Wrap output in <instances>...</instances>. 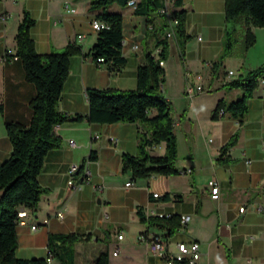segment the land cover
<instances>
[{
	"label": "crops",
	"instance_id": "crops-1",
	"mask_svg": "<svg viewBox=\"0 0 264 264\" xmlns=\"http://www.w3.org/2000/svg\"><path fill=\"white\" fill-rule=\"evenodd\" d=\"M90 1L0 2V17L6 16L0 21V56L6 50L16 52L17 28L25 10L35 21L30 36L37 53L49 54L68 44L81 49V54L69 59L57 104V110L70 117L88 115L89 89L135 90L137 69L145 63L147 48L153 47V41L146 43V17L135 14V7L112 4L95 10ZM178 9L186 11L185 34L189 39L182 50L175 33L168 38L170 52L163 65L161 89L173 107L179 174L134 179L130 171L122 172V155H135L138 134L146 132L141 124L96 123L83 118L55 126L61 147L46 154L38 182L47 191L35 209L29 210L31 223L38 228L16 225L17 258L47 259L49 235L75 234L84 240L59 249L64 255L72 252L74 264H95L103 252L108 254V264H162L160 257L148 251L146 242L138 239L148 231L161 235L172 252L179 242H197L199 264H264V78L248 100L243 123L227 117L212 119L220 100L234 101L243 94L241 89L224 85L264 64V27L252 28L255 42L244 56L232 52L213 70L212 64L223 49L225 0H181ZM103 12L121 17L125 64L114 74L108 64H98L88 55L98 35L92 22L100 20ZM237 23L244 26V18ZM197 75L204 91L188 97L186 87L197 84ZM34 96L35 87L26 80L20 59L0 65V165L12 152L5 124L28 126L29 102ZM154 114L155 110L148 111L149 117ZM236 133V143L221 156V148ZM110 137L117 141L111 142ZM149 153L162 156L165 144L152 146ZM91 154L94 160L89 159ZM225 157L230 162H218ZM72 164L85 165L90 173L88 182L81 183L79 175H71ZM70 179L73 185L68 184ZM211 179L219 185L217 199L207 187ZM129 181L132 184L126 187ZM77 184H81L79 188ZM153 193L160 198H153ZM241 207H245L242 213ZM138 210L146 216L189 215L190 220L168 236L164 230L142 224ZM57 212L62 213L61 219ZM119 234L123 235L121 240ZM49 264L62 263L53 257Z\"/></svg>",
	"mask_w": 264,
	"mask_h": 264
},
{
	"label": "trees",
	"instance_id": "trees-1",
	"mask_svg": "<svg viewBox=\"0 0 264 264\" xmlns=\"http://www.w3.org/2000/svg\"><path fill=\"white\" fill-rule=\"evenodd\" d=\"M2 0H0L1 2ZM129 0H91V9H103L112 4L125 7ZM181 0H176L171 15L177 20L174 28L175 38L183 50L189 36L185 34L186 11L178 9ZM161 0H137L135 14L146 17L149 25L146 32V43L153 41V47L145 52V63L137 69L136 89L122 91L115 89H89L87 99L89 113L82 117H70L57 110L63 86L69 72V59L81 54V49L68 44L62 50H52L49 54H39L35 50L30 30L35 21L28 11L23 12L16 33L15 56L22 61L25 78L35 87V96L30 100L31 119L28 126L14 122L5 124L7 136L12 145L10 157L0 165V190L4 195L0 199V264H49L46 258L19 259L15 252L18 247L16 233L17 211L20 207L34 210L46 189L41 187L38 176L42 170L46 154L61 147V139L54 132V127L67 121H80L87 118L96 123H138L146 128L145 133L138 134L137 153L123 154L121 157L122 172H131L134 179L150 178L156 175L174 176L179 171L175 167L177 160V140L174 133L173 107L166 101L161 89L164 82V69L159 65L165 61L170 52V41L165 35L169 27L167 16L160 11ZM244 18V52L254 45V27H264V0H225V31L223 49L212 64L215 70L220 63L229 57L234 45L235 24ZM99 19L108 24L107 28L98 31L97 40L88 55L96 61L103 58L112 74L125 64L122 56V23L120 15L103 12ZM158 49L157 54H153ZM87 56V55H86ZM264 78V64L249 71L244 78L226 83L228 89H241L242 96L234 101L220 100L212 114V119L223 117L243 123L248 100ZM1 109V106H0ZM150 109L155 114L148 116ZM237 133L221 148V156L237 140ZM165 144L162 156L151 155L149 148ZM94 160L93 154L89 157ZM219 163H228L225 157ZM167 196L163 197L165 201ZM139 221L148 226L174 235L180 227V216L168 217L146 216L137 211ZM83 236L49 235V255L56 257L62 264H74L72 252L60 253V246H70L82 241ZM48 255V256H49ZM95 264H108L107 252L100 253ZM185 264V263H176Z\"/></svg>",
	"mask_w": 264,
	"mask_h": 264
},
{
	"label": "built area",
	"instance_id": "built-area-1",
	"mask_svg": "<svg viewBox=\"0 0 264 264\" xmlns=\"http://www.w3.org/2000/svg\"><path fill=\"white\" fill-rule=\"evenodd\" d=\"M162 7L160 8V11L164 13L168 18L169 27L165 31V35L167 38H170L174 34V27L177 25V20L171 15V12L175 9V2L176 0H161ZM137 3V0H129L127 2V6L135 7ZM6 19V16L3 15L0 17V21H4ZM92 29L95 31H100L104 28L108 27V24L101 21V20H94L91 25ZM79 38H82V36H78ZM200 39V38H199ZM18 57L14 55L12 50H6L2 56H0V65L9 61V60H17ZM98 64H101L104 62L103 58H98L96 60ZM159 65L163 67L164 61H160ZM229 74H232V72H229ZM197 80V84L195 86H190L189 84L186 87V94L188 97H192L197 93H201L204 91L203 86L200 83L201 76L197 75L195 76ZM97 138V136H96ZM111 142H116L117 140L113 137H110L109 139ZM74 146V144H71ZM262 147L264 148V141L262 142ZM69 172L71 175H79L81 177V183L82 181L88 182L90 173L85 169V165H77L72 164L69 168ZM69 185H73V179H70L68 181ZM131 182H127L125 184L126 187L131 186ZM81 184H77V188L80 187ZM207 187L209 188L211 197L213 199H217L219 195V185L215 179H211L207 183ZM153 198L157 199L160 198L159 194L153 193ZM245 207H241L239 209V212H244ZM56 217L61 219L63 217L62 213L57 212ZM190 220L189 215H181L180 216V224L186 225ZM44 223H48L47 220L44 221ZM23 224H29L32 230H36L38 228L37 224L31 223L30 218V212L25 207H20L17 211V218H16V225H23ZM119 240L123 238L122 234H119L117 237ZM138 239L140 241H145L148 251H150L152 254L160 257L162 259V264H176V263H185V264H199L200 260V250H199V244L195 241H192L190 243H184L179 242L176 244V250L174 252L169 251L166 247L165 241L163 237L159 234L155 233H149L148 231L142 233L139 235ZM119 249L117 248L113 252V256H116ZM52 260L51 255L47 257L48 263H50Z\"/></svg>",
	"mask_w": 264,
	"mask_h": 264
},
{
	"label": "rangeland",
	"instance_id": "rangeland-1",
	"mask_svg": "<svg viewBox=\"0 0 264 264\" xmlns=\"http://www.w3.org/2000/svg\"><path fill=\"white\" fill-rule=\"evenodd\" d=\"M235 33H234V45L232 47V50L230 52V55L233 53H240L241 56H244V26L241 24L239 25L237 22L235 24Z\"/></svg>",
	"mask_w": 264,
	"mask_h": 264
},
{
	"label": "water",
	"instance_id": "water-1",
	"mask_svg": "<svg viewBox=\"0 0 264 264\" xmlns=\"http://www.w3.org/2000/svg\"><path fill=\"white\" fill-rule=\"evenodd\" d=\"M3 195H4V190H0V199L2 198Z\"/></svg>",
	"mask_w": 264,
	"mask_h": 264
}]
</instances>
